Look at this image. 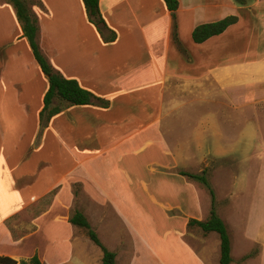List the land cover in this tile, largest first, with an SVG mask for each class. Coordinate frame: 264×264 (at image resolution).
I'll return each instance as SVG.
<instances>
[{"label": "crops", "instance_id": "0c3cea01", "mask_svg": "<svg viewBox=\"0 0 264 264\" xmlns=\"http://www.w3.org/2000/svg\"><path fill=\"white\" fill-rule=\"evenodd\" d=\"M43 1L44 32L42 35L39 32L37 40L41 49L46 48V51L42 50L44 55L52 54L57 58L56 46L49 35L54 34L53 26L62 25L65 36L60 38H74L79 34L82 39L87 30L100 39L103 48L119 47L124 41L118 57L133 59L135 63L129 65L126 72L121 71L101 62L102 54L94 52L83 53L85 62L77 66L83 72L72 74L67 67H56L53 63L64 77L77 80L91 92L93 99L89 106L65 108L45 128L40 114L48 88L36 83L6 85L0 82V222L19 211L21 206L31 207L48 196L54 197V206L70 202L75 199L71 187L79 184L87 188L85 194L91 198L95 220L100 216L98 208L101 206L125 219L121 207L133 200V193L130 181L123 175L126 168L119 172L118 169L126 166L132 152L140 156L141 162L151 160V168L155 165L180 167L173 151L181 140L176 131L180 119L175 116L174 106L182 97L187 98L183 106L188 108L189 115L190 107L197 105L202 108L233 106L236 110L251 107L257 134H264V0H243V4L236 0H179L175 17L166 9L163 0H101L100 10L109 28L104 37L89 22L82 0ZM33 14L37 18L35 12ZM230 16L237 17L238 22L223 34L203 44L193 41L192 34L198 26ZM14 52L10 56L19 58V49ZM34 62L38 66L35 59ZM33 106L36 108L31 113ZM32 118L30 126L35 129L28 137L34 143L32 140L27 142V149L30 148L25 152L26 160L37 151L39 154L48 152L41 148L47 135L53 134L51 143L55 141L61 146L60 167L49 159V162L41 161L21 174V144L17 142L27 138L25 130L27 132L29 126L21 129V125ZM188 121H191L190 117ZM213 121L215 119L211 117L205 123L209 129L213 128ZM197 128L196 132L202 133L199 138H205L210 132ZM195 130L196 126L191 125L192 133L188 132V139H185L190 141L192 136L195 139ZM41 134L39 140L37 136ZM38 140L42 144L37 149L35 142ZM135 140L139 141L133 143L137 147L132 151ZM143 165L147 167V164ZM52 173L57 174L53 176ZM114 178H117L115 182ZM177 180L163 179V182L175 185ZM41 184L44 190L38 192L37 187ZM147 186V182L141 185V194L147 195V188L143 189ZM161 193L159 196L178 197L181 191L161 190ZM10 210L13 213H9ZM60 210L57 206L54 216L66 219L63 222L68 224L71 216H61ZM109 229L112 228L107 227L106 234ZM57 232L60 231L45 232L49 255L40 258L44 264L68 261L58 258L68 237L60 242ZM0 256H9L21 263L15 255Z\"/></svg>", "mask_w": 264, "mask_h": 264}, {"label": "rangeland", "instance_id": "374dc122", "mask_svg": "<svg viewBox=\"0 0 264 264\" xmlns=\"http://www.w3.org/2000/svg\"><path fill=\"white\" fill-rule=\"evenodd\" d=\"M26 1L37 16L39 32L41 31L42 35L44 32L42 9L45 3L43 0ZM52 29L54 34L51 33L49 37L56 46L57 58L52 54L53 58L49 54L45 56L51 65L67 67L72 74L83 72L78 70L77 66L84 64L82 55L88 52L101 53V62L105 61L125 72L129 65L135 63L133 59L118 57L119 52L123 50L124 41L119 47L103 48L100 39L87 30L81 39L79 34L74 38L67 36L60 38L64 35L62 25L53 26ZM22 39L23 41L18 44ZM17 49L20 55L14 59L10 54ZM83 76H86V73ZM0 82L36 83L45 89L48 88V79L38 69L29 43L23 38L16 11L6 0H0ZM186 101L187 98L182 97L174 106L175 116L180 119L176 124V131L181 140L173 151L180 167L175 169L163 168V165L153 166L158 168L157 171L151 168V160L144 159L146 162H141L140 156L132 152L126 166H120L118 169L119 172L126 168L124 171L126 174L123 175L130 181V190L132 188L133 193V197H130L133 200L126 203L125 207L120 206L126 220L116 216L115 211L102 206L98 208L100 216L95 220L94 206L91 198L85 194L87 188L82 184L71 187L70 192L75 195V199L56 203L61 209L60 214L69 217L77 210L83 212L91 225L96 227L95 231L106 247L116 253L118 264H220L221 242L218 234L205 235L198 227H188L191 219L208 218L212 207L211 196L201 183L180 175L181 172L201 174L207 170L208 179L216 195V211L228 227L232 244V264H264V134H257L256 122L252 121L251 107L238 110L233 106L218 105L202 108L195 103L197 106L192 109L190 107L189 115L188 108L183 106ZM55 105H60V101L56 100ZM33 107L30 112L36 108ZM188 116L191 118L190 122ZM211 117L215 121L213 128L209 129L205 123ZM31 122L33 118L29 123L25 121L21 125V129L29 127L27 132L25 130L27 138H20L17 142L21 144L22 163L20 162L19 172L26 173L35 164L41 161L49 162V159L59 168L61 146L55 141L51 143V139H54L53 134L47 135L41 148L48 152L39 154L37 151L32 158L26 160L25 152L30 148L27 149V142L32 140L28 135L32 136L35 129L30 126ZM191 125L196 126L195 132L198 131L197 127L210 132L206 133L205 138H199L202 133L196 132L195 139H192V136L188 141L185 138L188 132L192 133ZM41 136L42 134L37 138L40 140ZM39 140L35 142L37 149L42 144ZM138 141L132 142V151L137 147V144L133 146V143ZM143 164H147V167ZM56 174L52 173L53 176ZM176 178L179 180L175 185L163 182V179ZM116 179L114 178L113 182ZM145 182L148 186L143 189L147 188V195L141 194V185ZM40 189L44 190L42 184L37 187V191ZM161 190L181 193L178 197H170V194L159 196ZM53 199V196H48L31 207L21 206L19 211L0 222V255H15L21 262L22 260L27 262L26 260L35 255L40 258L47 257L48 236L45 232L58 229L60 232L56 234L61 237L60 242H64L65 237H68L66 246H63L58 256L60 259H68L65 264H102V251L86 237L85 233L69 223L65 224L63 221L66 219L54 216L53 211L57 206L52 203ZM9 213L13 211L10 210ZM103 215L107 217L104 218ZM107 227L112 228L108 234L105 233ZM51 259L54 260L55 257Z\"/></svg>", "mask_w": 264, "mask_h": 264}, {"label": "trees", "instance_id": "16d2710c", "mask_svg": "<svg viewBox=\"0 0 264 264\" xmlns=\"http://www.w3.org/2000/svg\"><path fill=\"white\" fill-rule=\"evenodd\" d=\"M6 1L14 7L19 25L23 32V37L28 41L33 57L41 72L48 79V90L44 96V108L40 114L42 127H47L50 120L59 115L67 107H85L91 105L93 94L84 89L77 80L67 79L59 73L42 52L37 40L39 34L37 18L34 16L29 3L26 0ZM82 2L89 22L93 24L101 36L104 37L109 28L100 10L101 0H82ZM163 2L166 9L173 13L175 17V12L180 6L179 0H163ZM236 2L243 4V0H236ZM237 22V17L230 16L215 23L200 25L193 31V41L196 44H203L209 39L223 34L229 27L235 25ZM56 100L60 101V105H55ZM181 176L201 183L209 192L212 200V207L208 218L206 220L191 219L188 222V227H198L205 235H209L210 233L218 234L221 242L220 264H232V244L228 227L226 222L216 211V195L208 179V171L205 170L201 174L181 172ZM68 221L74 227L82 230L86 237L102 251V264H118L116 253L105 246L83 212L79 210L76 211ZM0 264L44 263L38 255H35L29 262L21 263L9 256H0Z\"/></svg>", "mask_w": 264, "mask_h": 264}]
</instances>
